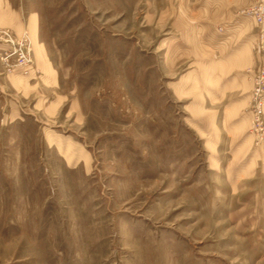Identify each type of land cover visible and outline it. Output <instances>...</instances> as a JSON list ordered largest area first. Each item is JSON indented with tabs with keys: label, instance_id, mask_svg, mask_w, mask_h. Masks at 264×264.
<instances>
[{
	"label": "rangeland",
	"instance_id": "1",
	"mask_svg": "<svg viewBox=\"0 0 264 264\" xmlns=\"http://www.w3.org/2000/svg\"><path fill=\"white\" fill-rule=\"evenodd\" d=\"M160 1L0 0L44 53L0 60V264H264L252 83L216 101L186 76Z\"/></svg>",
	"mask_w": 264,
	"mask_h": 264
},
{
	"label": "crops",
	"instance_id": "2",
	"mask_svg": "<svg viewBox=\"0 0 264 264\" xmlns=\"http://www.w3.org/2000/svg\"><path fill=\"white\" fill-rule=\"evenodd\" d=\"M256 1H160L161 9L156 23L167 31L161 50L165 51L166 48L167 55L174 56L172 61H175L178 67H184L186 76L199 78L202 87L212 84L206 92L216 101H223L235 93L237 95H233L232 99H236L242 94L243 87L248 86L249 81L252 83V71L258 66L254 42L260 29L256 27L252 17L246 14V10ZM33 15L36 14L32 13L25 19L22 12L4 8L3 11L0 10V24H3L0 29H10L15 33L22 30L31 31L35 41L38 38L39 25L38 18L36 20ZM154 18L155 16H152V19ZM36 54L40 59L43 58V47L38 42L35 44V59ZM46 70L48 77L52 78L55 70L50 66ZM5 74V79L9 80L11 74ZM2 82L0 77V92L3 93ZM207 99L212 104L209 96ZM243 101L244 99L232 101L228 109L234 111ZM214 107L212 109H217ZM225 118L226 115L223 116V124L227 121ZM236 120L235 117L230 120V128L237 126ZM219 140H222L221 135Z\"/></svg>",
	"mask_w": 264,
	"mask_h": 264
},
{
	"label": "built area",
	"instance_id": "3",
	"mask_svg": "<svg viewBox=\"0 0 264 264\" xmlns=\"http://www.w3.org/2000/svg\"><path fill=\"white\" fill-rule=\"evenodd\" d=\"M260 30L254 42V51L258 57V66L252 71V89L250 102V133L257 146L264 142V0H257L246 10ZM0 45L3 46L0 60L7 74L29 75L34 72L33 43L28 32L23 35L10 29H0Z\"/></svg>",
	"mask_w": 264,
	"mask_h": 264
},
{
	"label": "bare ground",
	"instance_id": "4",
	"mask_svg": "<svg viewBox=\"0 0 264 264\" xmlns=\"http://www.w3.org/2000/svg\"><path fill=\"white\" fill-rule=\"evenodd\" d=\"M34 44V43H33Z\"/></svg>",
	"mask_w": 264,
	"mask_h": 264
}]
</instances>
